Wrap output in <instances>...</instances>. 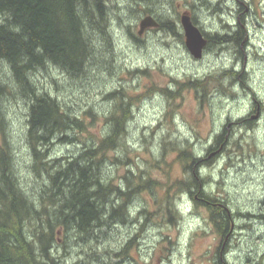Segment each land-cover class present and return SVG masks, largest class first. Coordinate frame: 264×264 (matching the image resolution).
Masks as SVG:
<instances>
[{"label": "rangeland", "instance_id": "rangeland-1", "mask_svg": "<svg viewBox=\"0 0 264 264\" xmlns=\"http://www.w3.org/2000/svg\"><path fill=\"white\" fill-rule=\"evenodd\" d=\"M107 1V25L110 26L106 29L102 26L100 31L105 30L106 38L111 42H105L104 46L99 41L98 37L105 35L96 28L95 22L91 26L85 25L84 30L91 37L93 53L85 65L84 74L70 77L54 64H45L33 74L32 87L36 91H46L58 98L59 104L72 115L84 116L87 124L93 123L92 126L88 125V132L78 131L68 136L64 143L52 138L54 141L51 139L48 144V147H52L49 158L77 157L84 151L85 146L90 145L93 137L99 134L97 129L105 128L104 116L113 103L112 98L106 95L121 86L138 97L128 123L130 161L114 162L112 157L123 159L122 153L110 152V159L103 167L105 177L112 178L120 185H123L121 176L134 165L133 161L144 169L149 165L147 159L152 154L159 155L156 150L163 136L174 137L180 146L184 140L191 141L194 152L205 158L214 136L222 133L227 123H232L224 131L228 134L226 143L208 155L206 159L210 160L211 166H204L199 170V175L210 177L204 190L222 198L235 215L229 234L230 245H226L227 250L224 248L220 253L222 259L227 264H258L264 251V219L258 218L259 214L264 213V0H166L164 6L150 5L156 18L175 19L180 31V16L185 11L195 18L204 33L225 34L232 29L230 22L236 24L237 17L245 24L246 37L240 46L242 55L235 52L236 44H213L204 50L199 59L190 55L184 37L179 39L164 31L149 30L140 36L141 40L133 38L132 34L137 33L138 20L143 16L140 7L146 4H139V0L138 3L136 0ZM239 1L247 4L249 9L237 11ZM114 3L117 7H112ZM5 64V61L0 62L1 82L13 86L10 70L8 65L5 68ZM137 68H148L149 75L133 73ZM232 68L237 70L235 78L230 75L221 80V84L212 82L211 87L215 88L211 89L207 102H200L193 89L185 88L173 98L158 90L140 100V90L154 83L176 90L174 79L187 81L205 78ZM252 101L256 105L259 103L260 113L251 110ZM30 104L17 94L16 89L12 94L4 92L0 98L3 124L14 154L13 174L25 193L32 195L40 191L46 179L37 176L31 168L34 161L26 142ZM89 110L94 113V119L86 114L85 111ZM254 115H257L256 118ZM243 118V122L235 123ZM248 121L253 125L249 127ZM144 136L153 143L151 150L154 153L149 149V142H146L148 149L145 148ZM83 141L87 143L83 144ZM165 156L170 162L169 166L148 168L147 171L152 179L163 183L166 179L169 185L174 178L187 174L173 160V153H166ZM164 187H145L129 205L135 218L140 207V221L145 225L129 247L128 256L119 259L113 256V252L136 234L137 227L132 221L120 224L117 220L108 227L90 232L88 236L80 235L77 239L80 243L67 234L68 249L60 251L62 259L59 264H93L96 263L91 258L93 253L97 255L96 259L103 262L106 252L112 256L105 264H214L216 257L213 255L220 239L206 219L207 208L195 204L188 195L171 186L170 199L177 201L182 209L181 218L172 224L161 217L160 209L155 206L157 203L164 205ZM144 207L149 213L147 219L141 213ZM29 229L26 226L23 230ZM260 264H264V261Z\"/></svg>", "mask_w": 264, "mask_h": 264}, {"label": "trees", "instance_id": "trees-1", "mask_svg": "<svg viewBox=\"0 0 264 264\" xmlns=\"http://www.w3.org/2000/svg\"><path fill=\"white\" fill-rule=\"evenodd\" d=\"M139 1V4H146L140 7L142 15L154 13L150 7L152 4L156 6L166 4V0ZM107 2V0H0V62H6L5 68L8 65L14 83L10 86L0 79V98L4 92L12 94L16 89L17 94H20L25 102H31L28 109L29 127L26 138L34 161L31 168L37 176L46 179L47 184L42 185L37 194L30 195L25 193L26 191L16 181L13 174L14 154L7 137L9 135L7 128L3 124L0 106V264H59V260L62 259L60 251L65 252L68 249L67 234L76 241L80 235L88 236L90 232L108 227L117 220L120 224L132 221L137 227L136 234L130 236L118 251L113 252V256L124 258L129 255V247L145 225V222L140 221V207L138 217L135 218L129 205L140 196L145 187L156 189L162 186H165L162 195L164 205L159 206V203L155 205L160 209L161 217L176 224L182 216L179 203L170 199L169 191L172 187L188 195L195 204L206 207L209 226L220 239V244L213 255L216 260L213 262L227 264L225 259H220L219 254L224 248L227 250L226 245H230L227 233L231 228L232 213L222 198L204 190L210 177H202L198 171L200 166H211L210 160L206 158L219 146L221 148L224 146L228 137L224 132L228 129L227 124L222 133L214 136L205 158L197 156L191 141L184 140V144L180 146L174 137L163 136L156 150L159 155L152 154L151 158L147 159L149 165L144 166V169L133 161L134 165L128 167L121 176L123 185H120L112 178L105 177L103 167L106 160L110 159L108 158L110 152L122 153L123 159L112 157L114 162L130 161L128 123L138 97H134L121 86L106 95L112 98L113 103L104 116L105 128L97 129L99 134H96L95 138L92 136L90 145L85 146V150L77 157L73 155L49 158V150L52 147L51 145L48 147V144L52 138L64 143L68 136L78 131L88 132V125L92 126L93 123L87 124L84 116L72 115L61 103L59 104L58 98L46 91H36V88L32 87L33 74L45 63L58 66L70 77L84 74L85 65L92 56L91 37L87 35L84 27L95 22L96 28L101 29L103 26L106 29L109 9ZM192 20L196 23L194 17ZM241 23L242 25H239L231 36L206 33L209 39L207 47L213 44L225 45L235 40L236 52L239 56L242 55L240 46L244 43L246 35L245 24ZM157 30L183 39V33L175 19L159 18ZM102 33L107 36L105 30ZM105 36L104 38L100 36V41L101 43L106 41L108 44L111 41ZM133 73L140 76L149 75L148 68H137ZM229 73L232 71L224 70L219 75H207L205 78L187 81L174 79L176 90L154 83L140 90V100L158 90L173 98L185 88L193 89L200 102H207L209 94L215 88L211 87L212 82L221 84V77ZM85 112L94 119L91 110ZM244 119L238 121L243 122ZM248 122L249 127L253 125L251 121ZM144 142L146 149H148L146 142L150 143L149 149L154 153L151 150L153 143L145 136ZM85 143L87 142L83 141V144ZM166 153H173V160L187 174L174 178L169 185L166 179L164 183L152 179L147 171L148 168L169 166ZM33 197L36 200L30 201ZM141 213L144 219L148 218L149 213L145 207ZM232 215L234 219V213ZM28 225L30 231H24ZM77 242L80 243L78 240ZM106 254L102 262L96 259L97 255L93 253L91 258L96 260L93 264L107 263L112 255L108 252ZM98 258L101 259V256ZM263 261L264 251L258 264Z\"/></svg>", "mask_w": 264, "mask_h": 264}, {"label": "water", "instance_id": "water-1", "mask_svg": "<svg viewBox=\"0 0 264 264\" xmlns=\"http://www.w3.org/2000/svg\"><path fill=\"white\" fill-rule=\"evenodd\" d=\"M158 25L159 21L152 14H146L138 22L137 33L142 35L146 30L156 28ZM180 25L183 30L184 44L188 52L195 59L201 58L207 45V37L202 29L192 21L191 15L187 11L181 14ZM256 116L254 115L253 117Z\"/></svg>", "mask_w": 264, "mask_h": 264}, {"label": "bare ground", "instance_id": "bare-ground-1", "mask_svg": "<svg viewBox=\"0 0 264 264\" xmlns=\"http://www.w3.org/2000/svg\"><path fill=\"white\" fill-rule=\"evenodd\" d=\"M109 2V1H108ZM112 2V1H111ZM137 2H139L138 0H137ZM108 4V3H107ZM117 7L116 6V3H114V5L112 6V7ZM80 7V6H79ZM108 8V7H107ZM79 9V8H78ZM106 9V8H105ZM111 9V8H110ZM81 10V9H80ZM109 10V9H108ZM154 16V15H153ZM231 23V22H230ZM229 25V24H228ZM227 25V26H228ZM107 26V25H106ZM108 26H110V25H108ZM226 27V26H225ZM233 27V26H232ZM94 29H96L95 27H94ZM98 29V28H97ZM229 29V28H228ZM99 31H100V29H99ZM221 31V30H220ZM97 33H98V31H96ZM101 32V31H100ZM235 32V30H233V28L232 29H229V30H227V32L225 33V34H227V35H233V33ZM101 34H102V32H101ZM103 35V34H102ZM221 35H224L223 33L221 34ZM106 37V36H105ZM98 39H99V37H98ZM97 39V40H98ZM100 41V40H99ZM106 42V41H105ZM105 42L103 43L104 44V46H106V44H105ZM109 42V41H108ZM235 44V40L234 41H230V43H225V44H229V45H231V44ZM102 44V45H103ZM109 44V43H108ZM232 44V45H233ZM94 51V50H93ZM235 52H236V49H235ZM93 53V52H92ZM237 53V52H236ZM235 57H236V55H235ZM95 61V60H94ZM46 64V63H45ZM42 65H44L43 63H42ZM6 66V65H5ZM39 66H41V65H39ZM48 66V65H47ZM56 67V66H55ZM58 67V66H57ZM62 70V69H61ZM236 72L237 71H235L234 73L232 72V73H229V74H226V75H224V76H222L221 77V80H223V79H226V78H228V76H230L231 75V77L234 79L235 78V74H236ZM218 75H219V73H218ZM28 76V75H27ZM30 76V75H29ZM29 78V77H28ZM30 79V78H29ZM112 97V96H111ZM112 101V100H111ZM255 103V102H254ZM256 118V117H255ZM215 151H212L210 154H212V153H214ZM30 154H32V153H30ZM32 156V155H31ZM197 156H199V155H197ZM202 163H204V162H202ZM39 167V166H38ZM204 166H200V168H199V170H201L202 168H203ZM198 170V171H199ZM47 185V184H46ZM35 199V198H34ZM33 199V200H34ZM197 201V200H196ZM34 205V204H33ZM47 206V205H46ZM40 209V208H39ZM232 213V212H231ZM248 214V213H247ZM239 215V214H238ZM243 216V215H242ZM253 216V215H252ZM254 217V216H253ZM233 215L231 214V228H230V230H229V232L227 233L228 235L229 234H231V231H232V228H233V226H234V222H233ZM258 218H263L264 219V213H261V214H259L258 215ZM25 223V222H24ZM36 224V223H35ZM26 225V224H25ZM29 226V225H28ZM34 226V225H33ZM44 230H46V229H44ZM48 230H49V228H48ZM234 230V229H233ZM48 232V231H47ZM233 235V234H232ZM228 237V236H227ZM54 250V249H53ZM55 251V250H54ZM220 255V254H219ZM102 258V257H101ZM220 259L222 260V257H221V255H220Z\"/></svg>", "mask_w": 264, "mask_h": 264}, {"label": "flooded vegetation", "instance_id": "flooded-vegetation-1", "mask_svg": "<svg viewBox=\"0 0 264 264\" xmlns=\"http://www.w3.org/2000/svg\"><path fill=\"white\" fill-rule=\"evenodd\" d=\"M239 5L240 6H238V10L237 11H239L241 8H243L244 9V11H247L248 9H249V6L247 5V4H245V3H243L242 1H239ZM242 11V10H241ZM241 11H239V12H241ZM230 24V26H233L232 28H233V30H237L238 29V26L239 25H242V23H241V21H239L238 20V17H237V22H236V24L233 22V23H229ZM150 30H152V29H150ZM146 32H149V30H147ZM207 35V34H206ZM246 35V34H245ZM133 38H135L137 41H139L140 40V35H137L136 33H133ZM209 40V39H208ZM233 44V43H232ZM231 44V45H232ZM232 46H234V45H232ZM232 48V47H231ZM233 50V49H232ZM224 70H226V69H224ZM233 73L235 72V71H237L236 69L234 70L233 68H232V70H231ZM253 100H255L254 98H253ZM255 102H256V100H255ZM252 109L251 110H257V113H260L259 112V110H260V105H259V103H258V105H256V103H255V107H254V101H252ZM240 121H238V122H235V123H239ZM232 124V123H231ZM230 124V125H231Z\"/></svg>", "mask_w": 264, "mask_h": 264}]
</instances>
